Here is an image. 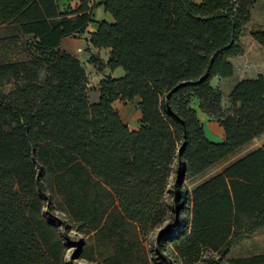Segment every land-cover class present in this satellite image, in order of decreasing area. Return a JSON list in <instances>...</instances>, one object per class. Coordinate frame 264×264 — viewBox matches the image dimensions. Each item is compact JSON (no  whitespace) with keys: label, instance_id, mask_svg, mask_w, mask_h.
Segmentation results:
<instances>
[{"label":"trees","instance_id":"trees-1","mask_svg":"<svg viewBox=\"0 0 264 264\" xmlns=\"http://www.w3.org/2000/svg\"><path fill=\"white\" fill-rule=\"evenodd\" d=\"M256 1L101 0L113 20L100 21L89 42L109 52L89 61L124 73L103 76L90 102L85 67L60 46L85 32L88 0L73 9L60 0H0L8 33L0 38L26 45L23 57L0 61V264H59L57 222L43 209L54 194L113 264L128 261L126 226L162 223L164 189L175 212L154 246L166 264L164 239L183 264H264V252L226 258L234 242L264 227V142L191 189L183 184L264 133L263 75L235 82L227 109L211 84L233 75ZM250 35L264 47V30ZM5 83L12 87L4 91ZM116 100L135 103L137 128ZM194 102L217 119L221 141L207 138Z\"/></svg>","mask_w":264,"mask_h":264},{"label":"rangeland","instance_id":"rangeland-1","mask_svg":"<svg viewBox=\"0 0 264 264\" xmlns=\"http://www.w3.org/2000/svg\"><path fill=\"white\" fill-rule=\"evenodd\" d=\"M244 32L240 37L241 43L243 47L248 48L250 52L247 53L246 57H244L242 61H236V66L251 65L250 55H257L260 52L258 50H255L254 46H252L253 42L256 41L252 38L250 33H247L246 30ZM6 34L8 33L0 29V37ZM23 41V39H20L21 44L16 45L9 43L8 40H2V38H0V61L2 59H14L17 57H23V51L26 50V45ZM76 54L80 57V61L85 67L88 81L87 94L89 101L92 102V97L94 95V91L96 90L95 85L98 84L97 79L99 77L106 76L107 74L113 76L117 75V73L102 72V76H100L98 73V69L89 61V57L91 55H93L95 58L102 59V57L106 56L105 51L89 54L85 49H81L80 52H78L77 50ZM123 73L124 72L122 70V74ZM211 84L219 88L222 93V107L224 109L229 108L230 102L228 94L233 87L232 79L230 77H218L211 80ZM11 87V83H5L2 85V89L4 91L10 89ZM126 104H128L129 106L125 107L124 105ZM194 106L197 109L198 116L203 123L204 132L207 138L213 141H221L224 138V130L219 125L217 119L200 111L197 108L198 106L196 102H194ZM114 107L117 109L119 115L124 121L129 122L130 118H132L131 123H129V127L133 128L137 125L136 122L138 120V116L136 114V105L134 102H117ZM263 142L264 133L254 138L250 143L245 145L233 155L229 156L227 159L215 164L214 166L206 170L201 176L184 180L183 184L191 189L202 179L219 171L228 162L243 155L249 150L261 146ZM77 192L80 193V190L77 189ZM64 197L65 196L60 194H54L49 204L43 208L46 216L55 219V221L57 222V226L54 227L56 232L53 238H56L60 248L59 264H113L110 258L111 254L109 252H104L98 248L97 243L91 237V233H87L85 230H78V228L76 227V224L78 222L76 216L71 212L69 208L70 203H68ZM171 197L172 189H164L162 202L165 206L166 215L164 216L163 222L159 225L148 226L144 229L131 224L126 226V230L124 231V243L126 246L131 247L132 255L130 256V259L128 261H123L121 264H166L165 260L155 250L154 238L156 233L172 220V216L175 212V204L173 203ZM182 203L184 207H187V202L182 201ZM75 205L79 206L78 200L75 201ZM126 238L128 240H126ZM171 245V242L165 239L161 241V248L163 251L162 253L168 257L170 264H183L181 262V259L176 256V253L170 251L172 248ZM263 252L264 227L251 234H247L241 239L234 242L226 258L249 256L252 254Z\"/></svg>","mask_w":264,"mask_h":264},{"label":"crops","instance_id":"crops-1","mask_svg":"<svg viewBox=\"0 0 264 264\" xmlns=\"http://www.w3.org/2000/svg\"><path fill=\"white\" fill-rule=\"evenodd\" d=\"M79 2L80 0H60L61 8L63 9L66 8L73 9L75 6L79 4ZM88 4L92 6V11H91L92 20L89 22L88 26L86 27L85 32L82 34H78L76 36L64 37L61 41L60 46L62 49L66 50L72 55H75L79 59L80 57L76 54L78 49H83V50L85 49L86 52H88L89 54L105 51L106 56L102 57V59L105 61L107 59L109 48H96L92 46L89 42V33L97 29L98 23L100 21L105 20L111 22L113 20V17L108 11L104 9V6L101 4V0H88ZM245 30L247 31V33H250L252 30H264V0H257L254 6L252 7L251 19L246 24L244 31ZM252 46H254L255 50H258L260 52L257 55H250L251 65L236 66L235 63L238 60L242 61L243 58L246 57L247 53L250 52L248 48L243 47L244 52L242 54L231 57V61L234 65V73L230 78L232 79L233 85L235 82L243 78H252V77H256L259 74L264 76V47H262L257 42H253ZM122 70L123 69L121 67H118L114 70H110L109 68L106 67L102 71L98 70V73L100 76H102V72L103 73L113 72V73H117V75H113V76H120L122 74ZM101 78L102 77H99L97 79L98 83ZM215 78H218V76H214L212 80ZM95 86H96V90L94 91L92 102H96L99 99L98 84H96ZM117 102L123 103L122 101L116 100L114 101L113 105L115 106ZM124 106L128 107L129 105L126 104ZM136 114L138 116V120L136 122L137 125L133 128L130 127L131 129L137 128L138 126L140 111L137 107H136ZM131 121L132 118H130V121L127 122V124L129 125Z\"/></svg>","mask_w":264,"mask_h":264},{"label":"built area","instance_id":"built-area-1","mask_svg":"<svg viewBox=\"0 0 264 264\" xmlns=\"http://www.w3.org/2000/svg\"><path fill=\"white\" fill-rule=\"evenodd\" d=\"M81 51V49H78V52H80Z\"/></svg>","mask_w":264,"mask_h":264}]
</instances>
